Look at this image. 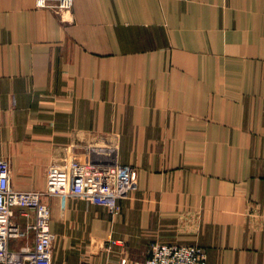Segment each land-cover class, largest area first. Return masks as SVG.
I'll list each match as a JSON object with an SVG mask.
<instances>
[{
	"label": "crops",
	"instance_id": "obj_1",
	"mask_svg": "<svg viewBox=\"0 0 264 264\" xmlns=\"http://www.w3.org/2000/svg\"><path fill=\"white\" fill-rule=\"evenodd\" d=\"M0 158L17 191L52 164L136 169L116 215L44 197L52 264H146L156 242L264 264V0H0Z\"/></svg>",
	"mask_w": 264,
	"mask_h": 264
},
{
	"label": "built area",
	"instance_id": "obj_2",
	"mask_svg": "<svg viewBox=\"0 0 264 264\" xmlns=\"http://www.w3.org/2000/svg\"><path fill=\"white\" fill-rule=\"evenodd\" d=\"M74 0H36L39 9L56 13L71 10ZM137 184L136 169L117 163L52 164L45 191H17L12 168L0 158V264H52L56 235L44 197H74L103 205L114 215L119 201L129 198ZM22 245H14L15 242ZM207 252L198 245L150 246L146 264H207ZM81 264H91L83 261Z\"/></svg>",
	"mask_w": 264,
	"mask_h": 264
}]
</instances>
